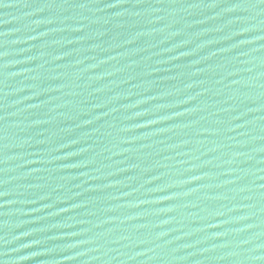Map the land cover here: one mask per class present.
Here are the masks:
<instances>
[{"label": "water", "instance_id": "95a60500", "mask_svg": "<svg viewBox=\"0 0 264 264\" xmlns=\"http://www.w3.org/2000/svg\"><path fill=\"white\" fill-rule=\"evenodd\" d=\"M0 264H264V0H0Z\"/></svg>", "mask_w": 264, "mask_h": 264}]
</instances>
